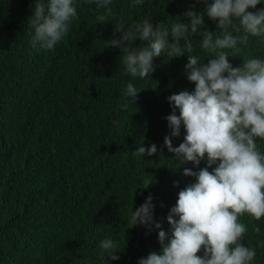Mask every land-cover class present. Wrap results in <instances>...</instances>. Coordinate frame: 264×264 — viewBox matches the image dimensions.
<instances>
[{"label": "trees", "instance_id": "16d2710c", "mask_svg": "<svg viewBox=\"0 0 264 264\" xmlns=\"http://www.w3.org/2000/svg\"><path fill=\"white\" fill-rule=\"evenodd\" d=\"M34 4L0 0V264H104L98 245L111 239L119 242L121 259L105 257V264H138L151 252L159 254L162 245L159 230L129 228V212L153 196L155 220L170 235V209L179 191L195 182L183 175L184 169L199 171L207 160L199 167L181 165L166 147L151 157L133 155L140 143L163 145L171 131L165 119L171 114L167 97L191 92L195 85L185 74L187 53L156 57L148 80L130 81L122 76V50L109 43L120 36L116 24L143 23L149 15L154 28L178 18L188 22L185 12L195 4L199 13L206 5L145 0V7L133 9L128 0H113L105 9L78 0L68 34L53 50H45L29 43ZM260 9L264 3L249 11ZM204 21V28L219 31L217 21L207 15ZM258 39L251 37L240 54L264 56ZM133 47L144 46L137 42ZM229 62L240 67L244 61L235 55ZM129 82L139 91L138 102L120 111ZM184 135L182 125L173 147ZM257 143L264 151V140ZM147 173L155 181L143 188ZM241 220L248 227L243 242L257 250L254 264H264V218L245 215Z\"/></svg>", "mask_w": 264, "mask_h": 264}, {"label": "clouds", "instance_id": "9594fccd", "mask_svg": "<svg viewBox=\"0 0 264 264\" xmlns=\"http://www.w3.org/2000/svg\"><path fill=\"white\" fill-rule=\"evenodd\" d=\"M78 0H35L29 18L30 46L53 50L68 34L71 21L77 17ZM97 8H108L113 0H85ZM130 8L145 7V0H128ZM206 5L204 11H194L195 4L184 16L171 24L153 27L152 16L143 23L116 24L120 33L109 46L119 47L123 56L122 76L130 81H144L154 71V58L169 59L188 54L185 65L187 79L194 83L193 91H181L167 97L171 114L165 117L170 135L164 143L147 146L140 143L133 155L151 157L167 150L175 154L181 165L191 162L199 171L185 168L183 175L194 177L179 191L176 204L167 221L170 235L155 220L154 197L149 195L138 208L132 209L126 220L129 228L144 226L158 231L160 253L151 252L138 264H254L256 247L243 242L248 232L241 217L264 218V151L258 140H264V56H243L242 48L251 37L264 47V9H256L264 0H196ZM92 9V7H89ZM217 21L218 32L204 28V17ZM107 20L106 18H102ZM171 35L172 41L169 42ZM200 40L193 42L192 36ZM183 40V44L181 41ZM144 47L137 50L134 44ZM199 49L200 52H193ZM243 57V65L233 67L230 56ZM211 57L207 63L205 59ZM139 91L129 82L119 102L120 111H127L138 102ZM177 112L179 114H177ZM185 135L178 147L172 138ZM211 169V171L209 170ZM152 175L142 178L143 188L154 183ZM175 182L174 186H178ZM260 233L259 226L254 227ZM264 243V242H262ZM99 251L111 262L119 242L104 240ZM203 249V255H197Z\"/></svg>", "mask_w": 264, "mask_h": 264}]
</instances>
